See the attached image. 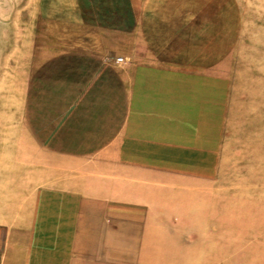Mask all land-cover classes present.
I'll return each instance as SVG.
<instances>
[{
	"label": "crops",
	"instance_id": "obj_1",
	"mask_svg": "<svg viewBox=\"0 0 264 264\" xmlns=\"http://www.w3.org/2000/svg\"><path fill=\"white\" fill-rule=\"evenodd\" d=\"M38 1L0 112L1 264H144L165 214L222 193L220 2L207 35L206 0Z\"/></svg>",
	"mask_w": 264,
	"mask_h": 264
},
{
	"label": "rangeland",
	"instance_id": "obj_2",
	"mask_svg": "<svg viewBox=\"0 0 264 264\" xmlns=\"http://www.w3.org/2000/svg\"><path fill=\"white\" fill-rule=\"evenodd\" d=\"M215 2L221 29L216 26V37L206 38L205 63L209 72L221 59L215 74L226 99L222 193L206 197L194 211L165 214L170 221L152 229L144 264H264V0ZM208 3L207 35L214 23ZM43 7L38 0H0V112L21 103L22 53L31 40L22 25L32 24ZM51 92L44 90L46 108L54 100ZM3 121L0 114V126ZM135 254L127 253V264H139Z\"/></svg>",
	"mask_w": 264,
	"mask_h": 264
},
{
	"label": "built area",
	"instance_id": "obj_3",
	"mask_svg": "<svg viewBox=\"0 0 264 264\" xmlns=\"http://www.w3.org/2000/svg\"><path fill=\"white\" fill-rule=\"evenodd\" d=\"M120 61H122V60H120Z\"/></svg>",
	"mask_w": 264,
	"mask_h": 264
}]
</instances>
